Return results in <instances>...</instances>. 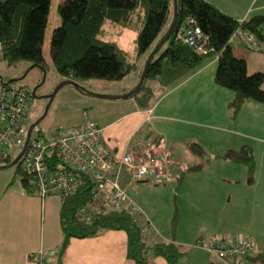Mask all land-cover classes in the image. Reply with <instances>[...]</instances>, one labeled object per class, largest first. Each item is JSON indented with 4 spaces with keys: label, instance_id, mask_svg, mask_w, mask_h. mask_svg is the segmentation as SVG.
I'll use <instances>...</instances> for the list:
<instances>
[{
    "label": "trees",
    "instance_id": "16d2710c",
    "mask_svg": "<svg viewBox=\"0 0 264 264\" xmlns=\"http://www.w3.org/2000/svg\"><path fill=\"white\" fill-rule=\"evenodd\" d=\"M48 4L49 0H0V62L6 66L24 62L45 70L41 44ZM176 12V24L171 34L149 63L140 88L128 98L134 100L138 108L146 109L155 95L187 77L201 67L208 57L215 55L214 82L231 92V100L227 105L230 118L233 119L246 101L263 104L264 92L260 88L263 74H246L245 61L234 57L228 38L235 28H240L256 39L264 40L261 31L264 17L255 15L238 23L203 0H176ZM57 13L60 25L51 33L48 51L54 72L63 80L102 79L114 82L136 70V62L141 60L143 64L159 39L162 27L165 25L166 30L172 18V0H63L57 6ZM106 21L112 27H118L119 32L128 30L135 34L132 42L134 61H131L129 53L114 42L98 39ZM190 24L197 26L207 37V46L212 49V53L201 55L176 39V33ZM139 68L141 71L142 65ZM146 80L152 82L154 88L145 86ZM6 82L1 78L0 84ZM29 117L30 112L28 126L39 116L33 120ZM35 139L42 138L37 133ZM146 139L144 141H148ZM149 142L152 148H156L159 139L154 137ZM186 147L193 156L204 155L194 142H188ZM13 158H9L5 164ZM215 158L243 165L246 168V180L251 183L254 162L248 150L228 151ZM206 161L209 162L208 159ZM47 168L67 170L69 166L52 156ZM197 169L188 166L180 169L175 175L176 184H180L185 173ZM15 172L20 177L21 189L31 195L32 190L18 163ZM89 199V186L85 180L75 195L60 198L58 221L62 239L58 256L63 253L70 239L93 237L103 231L113 230L124 233L125 258L133 264H146L147 253L150 257L161 258L165 264H182L185 252L179 246L172 242L147 246L146 235L139 223L124 210L106 212L88 223L79 221L75 217L76 210ZM176 215L174 210L170 222L172 233L176 227ZM252 252L245 257L246 264L254 260L264 263V254L255 258L251 256Z\"/></svg>",
    "mask_w": 264,
    "mask_h": 264
},
{
    "label": "crops",
    "instance_id": "0c3cea01",
    "mask_svg": "<svg viewBox=\"0 0 264 264\" xmlns=\"http://www.w3.org/2000/svg\"><path fill=\"white\" fill-rule=\"evenodd\" d=\"M203 1L238 23L255 15L264 17V0ZM261 31L264 36V22ZM122 32H118V34ZM230 47L234 57L245 61L246 72H248L247 62L259 63L263 60L258 56H246L241 53L237 41L231 42ZM216 58L215 55L208 57L201 67L171 87L165 88L157 94L158 99L153 101L156 99L155 95L146 109L138 108L134 100L127 98L130 99L129 102L131 103L130 111L122 113L112 121L99 118L98 123H94L101 129L103 144L111 156L119 157L122 154H131L139 157L149 151H161L170 158V162L178 164H176L177 169L184 167L179 164V157L183 156L182 152L193 156L185 149L188 142L196 143L204 154L210 152L206 151L210 150L206 145H199V142L194 138L195 131L191 128L204 127V120H212L214 123H218V127L210 129L244 138L245 142L238 150L244 149L250 152L254 162V172L251 183H248L246 168L244 167L246 189L244 195L239 199L246 204L248 220L243 229L244 235L238 236H244L252 241L254 248L251 256L257 258L258 255L264 254V103L246 101L241 105L233 119L230 118L227 105L231 100V92L222 87L224 92L219 90L213 82ZM136 63L138 68L139 62ZM259 64H264V62ZM207 88L213 89L214 94L220 96L218 99H212L207 103L206 107H210L208 112L205 109V89ZM254 114H258L259 117L255 118ZM247 131H252V133H245ZM183 133H189V135L180 136ZM154 137L159 139L156 148H152L149 142ZM145 138L148 141H144ZM234 146L231 142L226 141L222 149L225 151L219 153L221 151L217 150L221 149L218 147L216 151H213L217 153L209 155L207 166L203 170L198 169V172L206 169L209 171L206 176L201 174L203 175L202 189L208 187L206 177H210L216 171V169L210 170L213 163L216 168L225 169L229 174H225L222 178L218 177L220 183L225 184L228 182V178H232L234 171H236L234 167L237 164L215 157L228 151L237 152L238 150ZM231 171L232 175L230 174ZM176 173L174 172L173 178ZM147 179L135 181L125 172H122L119 185L126 194L129 187L146 184ZM174 181L176 183V180ZM16 196H5L6 202L0 201V203L7 204L3 210H0V264H28V256L39 247L56 252L55 256L49 258V264H133L132 261L125 258L124 233L113 230L103 231L93 237L70 239L63 253L58 256L57 252L62 239L58 221L60 198L50 196L40 201L34 195L23 193L22 189ZM199 201L200 203L195 208L198 217L209 220V218L217 216L216 206L215 204L211 205L212 200L210 198L206 199L203 196ZM17 205L23 212L17 211ZM15 219H23L22 230L16 227L19 224H15ZM41 228H44L43 236L41 235ZM186 229V227L178 228L173 233L169 232L168 235H163L164 237L159 236L156 231L150 233L156 234L153 236H158L161 239V242L158 243L172 242L179 246L181 251L185 252L182 264H216L205 251L193 246L197 241L209 240L207 236H212L213 231L209 230L205 233V231L201 232L197 228L188 232L189 230ZM145 235L146 240H148L149 234ZM146 264H165V262L161 258L149 257ZM251 264L261 263L254 260Z\"/></svg>",
    "mask_w": 264,
    "mask_h": 264
},
{
    "label": "rangeland",
    "instance_id": "374dc122",
    "mask_svg": "<svg viewBox=\"0 0 264 264\" xmlns=\"http://www.w3.org/2000/svg\"><path fill=\"white\" fill-rule=\"evenodd\" d=\"M62 1L63 0H49L46 24L41 44V52L45 62L44 79L41 84L38 83L39 85L36 91V96L38 98H32L30 101V120H33L41 115L47 102V100L44 99V96L50 94L56 85L63 81V79L59 77L52 69L48 57L51 33L60 25L57 6ZM112 26L113 25L111 23L107 21L104 22L102 26V35L99 36L98 39L105 42H114L120 49L129 53L131 59H134V56L132 55V42L135 34L128 30H123L121 34H118L119 28ZM164 32L165 25L162 27L160 36ZM238 49L246 56L261 57L263 58L261 62H264V54L247 52L240 47H238ZM247 63V75L259 72L264 76V64H259L256 62ZM139 64V66H143L141 60ZM28 68V64L24 62H18L12 66H6L4 63L0 62V78L5 81L13 79L16 80L21 77ZM140 72V68L138 67L136 70L130 72L124 79L114 82H108L102 79H74L71 81L75 82L85 91L94 95L121 96L131 91L136 86ZM41 77L40 70L34 67L27 71L25 78L14 83L25 86L31 90L36 82L41 81ZM214 84L215 87L224 92V89L218 86L215 82ZM144 85L150 88L154 86L152 82L147 80L144 82ZM260 88L264 92V77ZM205 90V109L208 112L210 107H206L207 103H209L212 99H218L220 96L214 94L213 89L207 88ZM228 93L230 94V92ZM157 97L158 96L156 95V99L153 101H156L158 99ZM129 100L130 99L107 100L96 98L87 96L70 86H64L55 93L44 118L38 124V126L32 130L30 139H35L37 133L41 138H47L57 128L75 127L86 122L98 123L97 120H99V118L102 120L112 121L113 119L119 117L122 113L131 110V103ZM254 116L255 118L259 117L258 114H254ZM204 125V127L199 129L194 127L191 128L195 131L194 138L199 142V145H206L210 148V150H206L210 151L208 152L209 154L206 152L202 157H196L190 156L186 152H182L183 156L179 157V164H181V166H188L190 169L200 168V170H203L207 166L206 163H209L206 161V159H209V155L217 153L213 151H216L218 147L221 149L217 150L221 151L219 153L225 151L222 149L223 144L226 143V141L231 142L232 145H235L234 147L236 150H238L245 142V140H243L244 138L242 137L231 136L226 132L210 129L218 125V123H214L212 120H204ZM114 129H117V127H114ZM245 133H252V131H247ZM182 135L188 136L189 133H183L180 136ZM246 141L248 142L247 139ZM185 149L188 150V148ZM155 153L159 154L162 152L158 151ZM164 155L168 162L167 182L150 178L146 180V184L134 185L126 190V196L128 195L127 197L134 204L136 203L143 213L144 217L135 219L137 223H139L143 232L145 234H149L148 240H146V245L152 246L158 242H161V239L158 236H153L156 234L150 232L156 231L161 237H164L163 235H168V233L171 232L170 222L174 210L175 214H177L175 217L176 227L174 232L178 228L180 229L183 227H186V230H189L188 232H191V230H195L197 228L201 232L205 231V233H207L209 230H212V236L207 237H209V239L216 240H229L233 237H238V235H244L245 232L243 229L246 227V221L248 220V209L246 204L241 202L239 199L244 195L246 189L244 166L239 164L235 165L234 170L236 171H234L235 173L233 174L232 178H228V182L222 184L218 181V177L222 178L225 176V174H229L225 169L220 170L215 167L214 163L211 164L210 170L213 171L216 169V171L210 177H206L208 180V187L206 189H202L201 184L203 182V175L206 176L209 174L207 169L202 172H198L197 169V171L195 170L185 173L182 177V181L178 185L175 183V177L173 178V176L174 172H178L182 167L177 169V163L170 162V158L166 154ZM254 157L257 158V156ZM219 163L216 164L219 165ZM230 174L232 175V171ZM19 179V175L15 172V166L0 170V201L3 200V202H6L5 196L11 195L13 197H17V193L21 191ZM203 196L206 199L210 198L212 200L211 205L215 204L216 206L217 216L209 218V220L198 217L197 212L195 211L196 205L200 203L199 200H201ZM1 203L0 210H3L7 204L3 203L1 205ZM17 207V211L19 213L23 212L19 205H17ZM188 208L189 210L187 212ZM144 218L148 221L147 226L143 225ZM15 224H19L16 227L21 228L22 230L23 219H15ZM41 235H44V228H41ZM146 257H150L149 253L146 254ZM214 262L216 261L214 260ZM216 264L218 263L216 262Z\"/></svg>",
    "mask_w": 264,
    "mask_h": 264
},
{
    "label": "built area",
    "instance_id": "2783aa9c",
    "mask_svg": "<svg viewBox=\"0 0 264 264\" xmlns=\"http://www.w3.org/2000/svg\"><path fill=\"white\" fill-rule=\"evenodd\" d=\"M176 39L201 55L212 53L207 46V37L193 24L178 31ZM233 41L247 52L264 54V40L256 39L248 31L235 28L228 38V43ZM30 101V90L25 86L14 82L0 84V166L15 157L24 143ZM51 155L67 164L69 169H48ZM18 165L27 178L31 195L40 201L50 196L69 198L76 194L85 180L90 199L75 213L83 223L106 212L120 210L133 218L144 217L140 208L119 186L122 172L135 181L147 178L168 181V162L164 154L149 151L139 157L131 154L113 157L103 144L101 129L94 122L57 128L47 138H29ZM22 192L25 193V189ZM147 224L144 218L143 225ZM193 246L205 251L218 264H246L245 257L253 251L252 241L239 236L229 240L197 241ZM55 255L54 250L39 247L28 256V264H49V258Z\"/></svg>",
    "mask_w": 264,
    "mask_h": 264
},
{
    "label": "water",
    "instance_id": "95a60500",
    "mask_svg": "<svg viewBox=\"0 0 264 264\" xmlns=\"http://www.w3.org/2000/svg\"><path fill=\"white\" fill-rule=\"evenodd\" d=\"M176 19H177V12H176V0H172V18L165 30V32L159 37V39L157 40V42L154 44L153 48L151 49V51L147 54L145 60H144V63H143V66H142V69H141V72H140V75L138 77V82L136 84V86L129 92H127L126 94L124 95H121V96H104V95H94V94H91L87 91H85L84 89H82L81 87H79L75 82L71 81V80H63L61 82H59L56 87L52 90V92L50 94H48L47 96H44V99L47 100L45 106H44V109H43V112L41 113V115L36 118L28 127H27V130H26V134H25V140H24V143L19 151V153L12 159V161L8 164H4V165H1L0 166V170L2 169H6V168H10L12 166H15L22 153L24 152L26 146H27V143H28V140L30 138V135H31V132L32 130L38 126V124L42 121V119L44 118L46 112H47V109L52 101V98L54 97L55 93L62 87L64 86H70L72 88H74L75 90L87 95V96H92V97H96V98H102V99H107V100H124V99H127L129 96H131L132 94H134L139 88L140 86L142 85L143 83V80H144V77H145V74H146V70H147V67L149 65V63L151 62V60L153 59V57L156 55V53L159 51V49L162 47V45L166 42V40L168 39L169 35L171 34L172 30H173V27L175 26L176 24ZM34 68L33 66H29V68L24 72V74L19 77L18 79L16 80H8L7 82L8 83H12V82H17V81H20L23 76L27 73L28 70ZM41 70V69H39ZM41 81L39 82V84L42 83L43 79H44V70H41ZM0 82H1V78H0ZM35 90V88H34ZM34 90L31 91V96L32 98H37L34 96Z\"/></svg>",
    "mask_w": 264,
    "mask_h": 264
},
{
    "label": "flooded vegetation",
    "instance_id": "af4514ba",
    "mask_svg": "<svg viewBox=\"0 0 264 264\" xmlns=\"http://www.w3.org/2000/svg\"><path fill=\"white\" fill-rule=\"evenodd\" d=\"M40 72H41V70H40ZM26 75H27V73L23 76V78H25ZM23 78H22V79H23ZM38 83H39V82H36V84H35V85L33 86V88L30 90V94H31V91L34 90V88H35V90H34V96H35V97H37V96H36V91H37V89H38V85H39ZM31 97H32V96H31ZM37 98H38V97H37Z\"/></svg>",
    "mask_w": 264,
    "mask_h": 264
}]
</instances>
